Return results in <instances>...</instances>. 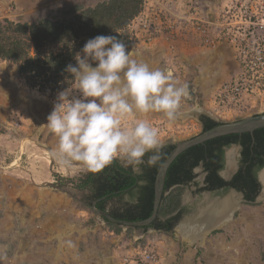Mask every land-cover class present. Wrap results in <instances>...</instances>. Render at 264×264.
Returning a JSON list of instances; mask_svg holds the SVG:
<instances>
[{
	"label": "rangeland",
	"instance_id": "374dc122",
	"mask_svg": "<svg viewBox=\"0 0 264 264\" xmlns=\"http://www.w3.org/2000/svg\"><path fill=\"white\" fill-rule=\"evenodd\" d=\"M105 1L0 0V21H62L73 8ZM246 4L253 0H144L130 26L131 56L153 69L170 70L176 81L189 85L190 98L174 122L151 112L135 114L129 123L148 120L163 146L201 134L204 113L220 123L264 114L263 88L246 92L236 105L218 102L221 87L242 73L233 39ZM166 18L170 29L164 26ZM58 93L29 87L19 65L0 59V264H126L125 257L141 245H148L160 264H264L261 196L253 204L241 202L232 220L194 244L174 231L121 226L113 231L89 203L91 190L79 188L87 175L69 176L50 158L57 140L45 125ZM231 153L238 164L239 148L231 147ZM197 181L183 191V217L191 218L194 201L202 197ZM136 201L127 193L106 209H124Z\"/></svg>",
	"mask_w": 264,
	"mask_h": 264
},
{
	"label": "trees",
	"instance_id": "16d2710c",
	"mask_svg": "<svg viewBox=\"0 0 264 264\" xmlns=\"http://www.w3.org/2000/svg\"><path fill=\"white\" fill-rule=\"evenodd\" d=\"M144 0H108L87 9L73 8L70 17L62 21L42 19L38 23H21L10 20L0 21V59L19 65V74L31 88L42 92L57 93L71 86L70 74L65 72L68 64H76L75 55L81 52L85 43L97 35H115L127 46L133 47L130 31L132 22L141 14ZM204 131L217 127L220 123L202 117ZM253 140L255 142H253ZM241 144L243 167L231 183L218 176L222 168L223 147ZM174 147L159 148L160 159L156 166L141 165L143 175L133 176L131 170H125L115 163L99 174H87L81 189L91 190V205L95 202L97 209L107 212V203L114 198L130 193L136 197V203L124 209H116L109 214L116 220L142 222L148 220L154 211L155 181L161 165ZM149 153L145 156V161ZM203 161L209 171L208 189L235 187L244 190L249 200H254L260 190L253 169L264 166V128L253 135H229L193 146L181 154L170 166L165 191L174 184H186L194 175L191 169ZM143 180L144 186L138 181ZM183 189L173 191L163 197L159 216L173 214L181 205ZM179 216L166 223L158 219L151 227L171 231ZM113 231H120V226L105 218ZM147 228V227H146Z\"/></svg>",
	"mask_w": 264,
	"mask_h": 264
},
{
	"label": "clouds",
	"instance_id": "9594fccd",
	"mask_svg": "<svg viewBox=\"0 0 264 264\" xmlns=\"http://www.w3.org/2000/svg\"><path fill=\"white\" fill-rule=\"evenodd\" d=\"M74 59L65 68L72 84L57 94L47 116L45 126L57 140L50 158L69 176L99 174L114 162L142 176L141 165L154 167L160 159L159 133L148 120L129 123V117L155 112L174 122L190 98L189 85L170 70L133 59L115 35L89 39ZM253 175L264 191V166H256Z\"/></svg>",
	"mask_w": 264,
	"mask_h": 264
},
{
	"label": "built area",
	"instance_id": "2783aa9c",
	"mask_svg": "<svg viewBox=\"0 0 264 264\" xmlns=\"http://www.w3.org/2000/svg\"><path fill=\"white\" fill-rule=\"evenodd\" d=\"M243 7L247 10L236 22L237 36L233 39V43L238 42L242 73L237 80L221 87L219 104L236 105L246 92L264 89V0H253L251 6ZM165 20V28H172L170 20ZM124 261L126 264H160L159 256L148 245L134 247Z\"/></svg>",
	"mask_w": 264,
	"mask_h": 264
},
{
	"label": "flooded vegetation",
	"instance_id": "af4514ba",
	"mask_svg": "<svg viewBox=\"0 0 264 264\" xmlns=\"http://www.w3.org/2000/svg\"><path fill=\"white\" fill-rule=\"evenodd\" d=\"M202 117H207V118H210V119H212V120H214L215 122H217V123H220V122H218V121H216L211 115H208V114H202L201 115V117H200V123H201V126H202V132L201 133H203V132H206V131H204V126H203V123H202V121H201V118ZM221 124V123H220ZM219 124V125H220ZM232 135H242V134H232ZM198 136V135H197ZM229 136V135H228ZM224 137V136H223ZM194 138V137H193ZM218 138H220V137H218ZM208 142V141H207ZM253 142H255L254 140H253ZM206 143V142H205ZM179 143H168L167 145H163V146H161V148H167V147H170V146H173L174 147V149L177 147V145H178ZM204 144V143H203ZM231 147H238L239 148V150H240V153H239V160H238V164L237 163H235V159L233 160V154L231 153V154H228L227 155V150L228 149H230ZM173 149V150H174ZM173 150H171V152L173 151ZM188 150V149H187ZM186 151V150H185ZM185 151H183L181 154H183ZM223 151H224V155H223V160H222V168L218 171V176L221 178V179H223L225 182H228V183H231L232 181H233V179L235 178V176L238 174V172L240 171V169L243 167V163H242V146H241V144H230V145H228V146H225V147H223ZM170 152V153H171ZM180 154V155H181ZM179 155V156H180ZM169 156V155H168ZM178 156V157H179ZM177 157V158H178ZM176 158V159H177ZM175 159V160H176ZM166 160V159H165ZM165 160H164V162H165ZM174 160V161H175ZM163 162V163H164ZM163 165V164H162ZM161 165V166H162ZM161 168V167H160ZM170 168V167H169ZM160 170V169H159ZM169 170V169H168ZM233 170V174H232V177H231V179H228L229 178V176H230V172ZM168 173V172H167ZM191 173L194 175V178L190 181V182H188V183H186V184H174L173 186H171L167 191H165V189H164V195H163V197L164 196H167V195H169L170 193H172L173 191H176V190H179V189H183V191H184V189H185V187H187V186H189V185H191V184H193V183H198V181L197 180H199L200 181V183H199V185H198V192H199V195H202V197H200V198H198L197 200H195L194 201V203H193V205H194V212L191 214V215H194L195 214V212L199 209V207L200 206H202L204 203V199L205 200H208V201H213L214 202V200H217L218 198H220V200L221 201H223L228 195H230V194H234V198L236 199V202L238 203V200H240V198L242 199V203H247V204H253V203H255L258 199H259V197L261 196V197H264V193H263V191H261V186H260V184H259V186H260V190H259V192H258V194L256 195V197H255V199L254 200H249L248 198H247V194H246V192L244 191V190H239V189H237V188H235V187H221V188H218V189H212V190H210V189H208V186H209V184H208V181H207V179H208V176H209V171L208 170H206L205 169V166H204V163H203V161H201L200 162V164L198 165V166H196L195 168H192L191 169ZM156 179H157V176H156ZM166 179H167V177H166ZM156 182V181H155ZM165 185H166V182H165ZM156 190V189H155ZM130 194V193H129ZM207 194L209 195V197H208V199L207 198H205V197H207ZM182 195H183V192H182ZM184 197L182 196L181 197V205H180V207L173 213V214H171V215H168V216H166V217H160L159 216V210H158V214H157V216H156V218L152 221V223L149 225V226H145V227H142L143 229H145V231L146 230H148V229H155L156 231H162V232H165V233H171L172 231H173V229L175 228V226L183 219V218H185V217H183V201H184ZM194 199V198H193ZM261 199V198H260ZM162 200H163V198H162ZM202 200V202L200 203V201ZM88 201H89V203H92V200L89 198L88 199ZM95 202H93V204H94ZM161 204H162V202H161ZM129 206H131V205H129ZM161 206V205H160ZM239 208V207H238ZM238 208H236V209H238ZM159 209H160V207H159ZM236 209H235V211H236ZM113 211V210H112ZM112 211H108L107 210V212L108 213H110V212H112ZM234 211V212H235ZM198 213H196V215H197ZM195 215V216H196ZM235 215V214H234ZM176 216H179L180 217V219L177 221V223L175 224V226L173 227V229L171 230V231H165L164 229H157V228H154V227H151V225H153L154 223H155V221H157V219H158V221L159 222H162V223H166L169 219H171V218H173V217H176ZM195 216H193V218H195ZM188 217V216H187ZM234 218V217H233ZM185 220V219H184ZM147 221V220H146ZM183 223V222H182ZM147 227V228H146ZM133 228H141V227H133ZM214 231H217V230H213L212 232H214ZM177 233V232H176Z\"/></svg>",
	"mask_w": 264,
	"mask_h": 264
},
{
	"label": "water",
	"instance_id": "95a60500",
	"mask_svg": "<svg viewBox=\"0 0 264 264\" xmlns=\"http://www.w3.org/2000/svg\"><path fill=\"white\" fill-rule=\"evenodd\" d=\"M264 128V114H259L255 116H249L244 119L235 121V122H229V123H221L217 127L210 129L206 132H203L199 134L198 136H195L194 138H191L187 141L180 142L177 147L169 154V156L166 158L165 162L161 166L158 174L157 179L155 182V204H154V211L152 216L147 221L142 222H128V221H119L114 219L108 212L101 211L96 208L95 204H93V210L96 211L98 214H100L102 217L109 219L110 221H113L114 223L118 224L121 227H145L149 226L152 221L156 218L158 214L159 207L162 202V198L164 195V189H165V182L167 177V172L171 164L174 162V160L185 150L199 145L203 144L207 141L216 139L218 137L228 136L232 134H245L249 133L251 135L254 134V132L258 129ZM233 174V170L230 172V176L228 179H231ZM264 193V191H263ZM218 201H221L220 198L217 199ZM242 202V199L238 200V204L235 207H239L240 203ZM237 203V202H236ZM199 210L195 212L198 213ZM236 212V211H235ZM235 212H231L230 217L231 220L234 217ZM194 214V215H195ZM194 215H191L190 217H193ZM223 218L221 220L213 222L211 225L203 226L201 228V232L198 234L196 240H204V238L207 235V232L213 231L215 226H218L219 223H222V221H226L228 218ZM188 217L183 218L173 229L174 232H176V229L179 227V225L183 222L184 219Z\"/></svg>",
	"mask_w": 264,
	"mask_h": 264
},
{
	"label": "bare ground",
	"instance_id": "6f19581e",
	"mask_svg": "<svg viewBox=\"0 0 264 264\" xmlns=\"http://www.w3.org/2000/svg\"><path fill=\"white\" fill-rule=\"evenodd\" d=\"M233 196L234 194L228 195L223 201L215 200L214 202H210L204 200V207L198 209L199 212L197 215L195 214L196 216L194 215L195 218L191 217L183 220V223H181L176 229L177 234L181 236L183 241L190 244L200 241L196 239L203 226H209L215 221L230 217L231 212L235 211L233 209H235V206H237L238 203H236V199ZM229 219H231V217L226 221L219 223V225L215 226L213 230L220 228L223 223H227Z\"/></svg>",
	"mask_w": 264,
	"mask_h": 264
}]
</instances>
